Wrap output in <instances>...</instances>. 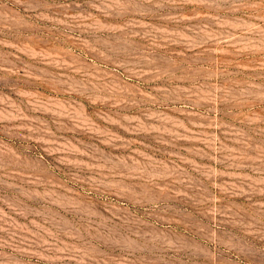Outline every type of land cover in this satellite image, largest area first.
I'll list each match as a JSON object with an SVG mask.
<instances>
[{
  "label": "rangeland",
  "instance_id": "1",
  "mask_svg": "<svg viewBox=\"0 0 264 264\" xmlns=\"http://www.w3.org/2000/svg\"><path fill=\"white\" fill-rule=\"evenodd\" d=\"M0 264H264V0H0Z\"/></svg>",
  "mask_w": 264,
  "mask_h": 264
}]
</instances>
